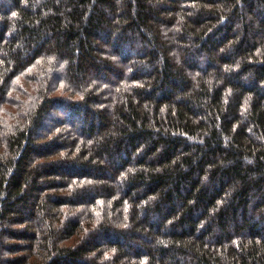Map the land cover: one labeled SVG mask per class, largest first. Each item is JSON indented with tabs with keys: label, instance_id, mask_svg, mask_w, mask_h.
I'll return each instance as SVG.
<instances>
[{
	"label": "trees",
	"instance_id": "trees-1",
	"mask_svg": "<svg viewBox=\"0 0 264 264\" xmlns=\"http://www.w3.org/2000/svg\"><path fill=\"white\" fill-rule=\"evenodd\" d=\"M0 264H264V0H0Z\"/></svg>",
	"mask_w": 264,
	"mask_h": 264
}]
</instances>
